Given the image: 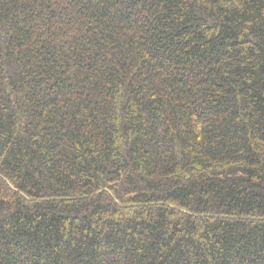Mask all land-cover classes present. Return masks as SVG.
Masks as SVG:
<instances>
[{
  "label": "trees",
  "instance_id": "1",
  "mask_svg": "<svg viewBox=\"0 0 264 264\" xmlns=\"http://www.w3.org/2000/svg\"><path fill=\"white\" fill-rule=\"evenodd\" d=\"M0 264H264V0H0Z\"/></svg>",
  "mask_w": 264,
  "mask_h": 264
}]
</instances>
